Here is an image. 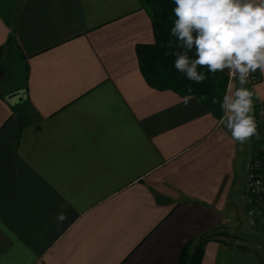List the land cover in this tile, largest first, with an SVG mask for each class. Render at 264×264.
Masks as SVG:
<instances>
[{
	"label": "crops",
	"instance_id": "0c3cea01",
	"mask_svg": "<svg viewBox=\"0 0 264 264\" xmlns=\"http://www.w3.org/2000/svg\"><path fill=\"white\" fill-rule=\"evenodd\" d=\"M154 42L139 0H0V60L25 78L0 89V264H177L188 242L233 229L261 132L233 141L223 115L152 87L136 47ZM260 75L244 85L253 104Z\"/></svg>",
	"mask_w": 264,
	"mask_h": 264
},
{
	"label": "clouds",
	"instance_id": "9594fccd",
	"mask_svg": "<svg viewBox=\"0 0 264 264\" xmlns=\"http://www.w3.org/2000/svg\"><path fill=\"white\" fill-rule=\"evenodd\" d=\"M174 4L176 19L171 35L185 49L171 53L176 57L175 69L197 84L207 79L198 67H206L212 74L228 69L240 87L229 84L220 104V123L231 132L233 141L243 144L253 137L259 140L253 93L244 85L257 70L264 74V0H174ZM193 48L194 59L188 55ZM187 91L189 95L183 97L186 107L193 98L192 89ZM65 218L62 213L58 220Z\"/></svg>",
	"mask_w": 264,
	"mask_h": 264
},
{
	"label": "trees",
	"instance_id": "16d2710c",
	"mask_svg": "<svg viewBox=\"0 0 264 264\" xmlns=\"http://www.w3.org/2000/svg\"><path fill=\"white\" fill-rule=\"evenodd\" d=\"M142 8L148 13L154 30L155 42L151 45H138L136 54L140 70L146 81L157 89H171L181 96H187L188 88L191 95L200 100L214 115L221 117L223 112L220 104L223 101L227 87V77L223 72L212 74L206 67H198L207 79L203 83H195L182 76L174 67L176 57L171 53L185 51L178 46L176 37L171 35L176 19L174 0H139ZM195 35V33H194ZM169 53L165 55V53ZM190 58H195V48L188 52ZM206 96L207 99H201ZM213 98L217 103H213ZM213 230L199 236L184 245L181 249L177 264H201L204 255V245L215 240Z\"/></svg>",
	"mask_w": 264,
	"mask_h": 264
},
{
	"label": "rangeland",
	"instance_id": "374dc122",
	"mask_svg": "<svg viewBox=\"0 0 264 264\" xmlns=\"http://www.w3.org/2000/svg\"><path fill=\"white\" fill-rule=\"evenodd\" d=\"M16 59L15 56L8 55L0 60L4 71V76L0 79L3 93L24 85V68L22 64L16 63ZM233 212L229 224L233 229L225 232H221L220 228L213 229L215 239L222 240L226 245L221 246L218 264H264V248H258L260 239L247 224L243 192H238L237 208Z\"/></svg>",
	"mask_w": 264,
	"mask_h": 264
},
{
	"label": "built area",
	"instance_id": "2783aa9c",
	"mask_svg": "<svg viewBox=\"0 0 264 264\" xmlns=\"http://www.w3.org/2000/svg\"><path fill=\"white\" fill-rule=\"evenodd\" d=\"M224 73L228 83L233 79L229 70ZM261 80L260 71L249 76V84L254 86ZM264 100L257 99L254 104V116L262 135V143L249 152L248 164L243 187L245 198V217L248 226L258 235V248H264Z\"/></svg>",
	"mask_w": 264,
	"mask_h": 264
},
{
	"label": "water",
	"instance_id": "95a60500",
	"mask_svg": "<svg viewBox=\"0 0 264 264\" xmlns=\"http://www.w3.org/2000/svg\"><path fill=\"white\" fill-rule=\"evenodd\" d=\"M8 98L12 100L22 101V95L20 92H13L8 96Z\"/></svg>",
	"mask_w": 264,
	"mask_h": 264
}]
</instances>
